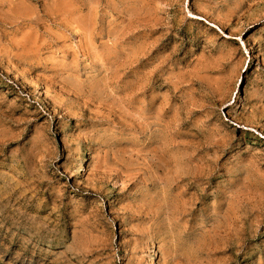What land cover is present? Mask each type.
<instances>
[{
	"label": "rangeland",
	"instance_id": "374dc122",
	"mask_svg": "<svg viewBox=\"0 0 264 264\" xmlns=\"http://www.w3.org/2000/svg\"><path fill=\"white\" fill-rule=\"evenodd\" d=\"M0 264H264V0H0Z\"/></svg>",
	"mask_w": 264,
	"mask_h": 264
}]
</instances>
